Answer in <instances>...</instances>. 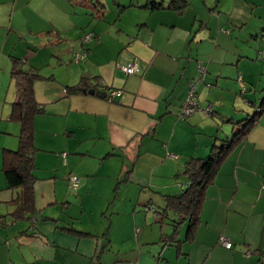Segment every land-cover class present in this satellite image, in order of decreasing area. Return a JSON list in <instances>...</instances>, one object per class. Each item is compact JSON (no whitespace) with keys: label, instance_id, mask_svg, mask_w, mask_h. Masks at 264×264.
Masks as SVG:
<instances>
[{"label":"crops","instance_id":"0c3cea01","mask_svg":"<svg viewBox=\"0 0 264 264\" xmlns=\"http://www.w3.org/2000/svg\"><path fill=\"white\" fill-rule=\"evenodd\" d=\"M98 1L104 6L100 19L79 9V0H0V57L7 56V46L21 44L65 46L66 52H57L62 57L86 52L73 67L71 86L38 83L50 92L41 98L35 85L44 108L35 118V210L17 219L20 189L1 179L0 264H264L256 252L264 251V111L206 189L194 240L184 241L186 224L172 236L171 213L160 219L140 212L154 203L162 213L163 196L180 191L174 178L187 182L185 162L206 157L264 102V0H189L184 13L168 8L172 0H132L118 5L109 28L101 25L109 21ZM152 2L164 8L151 9ZM93 19L97 24L91 25ZM27 56L21 58H34ZM2 60L12 69V60ZM130 63L137 70L125 75L120 68ZM200 63L207 71L197 97L211 112L183 120ZM79 85L122 94L110 101L64 93ZM2 130L0 142L1 133L14 134ZM73 175L79 179L75 192ZM113 209H130L131 216L106 222L103 215ZM123 243L128 251L121 252Z\"/></svg>","mask_w":264,"mask_h":264},{"label":"trees","instance_id":"16d2710c","mask_svg":"<svg viewBox=\"0 0 264 264\" xmlns=\"http://www.w3.org/2000/svg\"><path fill=\"white\" fill-rule=\"evenodd\" d=\"M68 1L76 2L77 0H68ZM189 5H190L189 0H172L168 8L173 9L178 13H184L185 10L189 7ZM92 6L96 12V14H93L92 16L96 19L103 18L104 13H102V15H99L100 7L104 8L103 4L97 0V2H94ZM150 8L161 9L164 8V6H162L161 3L152 2L150 4ZM11 58H12L11 77L15 82V98L14 101H12L11 103V113L9 115L8 120L16 122L20 125V131L18 134L19 146L18 149L16 150L13 149L3 150L2 170L8 188L20 189L19 199L17 203V210L14 216L17 219L19 218L25 219L27 218L26 217L27 212H32L35 210L34 183L36 181V177L34 176V171L36 169L35 156L38 152V149L35 144V118L38 114L44 112V108L40 105V103L36 98L35 85H36V81L42 78V75H40L38 70L33 67L26 68L25 67L26 61L23 60L21 57L12 56ZM73 61L76 62L75 55L73 57ZM199 67H205L207 71V67L203 63L199 64L198 70ZM199 73L201 76L197 82H193L195 83V85H197L198 82H201L206 75L205 73L203 77V74L200 71ZM239 81L243 83L241 76L239 77ZM66 89L68 93H80L83 90L81 85L68 87ZM195 93L197 97L196 89H195ZM197 101L200 104L198 97H197ZM263 107H264V102L258 108L257 112L254 115H251L246 119L237 122L236 125H239L240 128L237 129L231 137L222 141V143L214 144L211 147L209 154L206 157L203 158L191 157L185 162L184 170L182 174L186 178L187 182L181 183L180 191H178L176 194H169L163 196L165 201V207L162 213L161 211H159L158 207L154 203H148L145 206L146 211L149 209V206L155 207V212L152 213L156 218L161 219L162 218L161 214L166 216L167 213H172L173 216H175V218H173L172 220L173 223L172 236L173 235L178 236L180 233L181 226L186 224L187 227H186V235L184 241L194 240L196 231L201 221L200 219L201 207L205 200L206 189L208 188V186L214 183L215 176L222 162L224 161L225 157L235 148L238 142H240L242 139L246 137L247 133L257 123L258 119L260 118V116L264 111ZM199 112H205V110L204 111L195 110L190 115L181 119L188 120L194 114ZM182 113H183V107L181 110L180 117L182 116ZM205 113L210 114V112H205ZM31 218L32 217L30 216L28 219ZM80 234L86 235L85 233L82 232H80ZM221 237H224L227 240H229L225 236H221ZM229 241L231 242V247L227 249H232L233 242L231 240ZM178 247L180 248L179 244ZM256 252L258 253V255L264 256L263 250H257Z\"/></svg>","mask_w":264,"mask_h":264},{"label":"rangeland","instance_id":"374dc122","mask_svg":"<svg viewBox=\"0 0 264 264\" xmlns=\"http://www.w3.org/2000/svg\"><path fill=\"white\" fill-rule=\"evenodd\" d=\"M105 6H106V19L109 22L101 21V25L106 26V28L112 27L111 25L115 24V21L118 18V5L120 3H123L124 5L129 6L132 0H101ZM80 5L78 6L79 9H81L84 12H87L90 16L93 14H96L95 9L93 8L94 2H97V0H93L92 3L87 7L84 6L81 0H79ZM203 2V0H202ZM129 11L125 13V17L129 16ZM104 20V19H103ZM98 21H95L94 19L91 21V25L97 24ZM37 49L34 48H28V46H23L22 44L19 46H7V56L3 55L0 57V63H2V58H6L10 61L11 63V58L8 57L9 53H13L12 55H15L17 57H23L27 59V52H30L34 58H31L26 62L25 67L26 68H31V67H36L38 68V72L40 75H42V78L36 81V86L38 91L39 97L47 96L50 94L49 91H46L44 89V85H38L40 84H49V85H54L56 87L57 83H60L61 85H69L71 86L72 84H67L69 83L68 81L70 79H73L75 77V72H74V66H79V63L74 62L73 58L68 56L69 54H65L64 57L58 56V51L59 48L60 50H63V53L65 51V46H36ZM66 52V51H65ZM62 53V54H63ZM29 55V54H28ZM61 58V59H59ZM86 73H81V76H85ZM242 84L239 82V85L242 89ZM39 86V88H38ZM36 88V87H35ZM246 88V87H245ZM15 98V82L13 81L11 77V68H5V66H1L0 64V127L2 126V131H11V133L14 134H4L5 132L1 133L2 138H1V145H2V150H0V182L1 179L4 178V173L2 171L3 167V147H9V144L12 143V146H10V149H18L19 146V139H18V134L20 131V125L18 123L13 122V121H8L9 115L11 113V103L14 101ZM37 98V95H36ZM204 108V107H203ZM50 110V109H48ZM15 125V128H11L9 126ZM8 145V146H7ZM12 147V148H11ZM108 162V161H107ZM106 163V162H104ZM182 178H174V182H178V188L181 187L182 183ZM3 180V179H2ZM144 198V196H143ZM95 202H92V208H95ZM146 204H143L141 206L140 212H146L147 214L152 216V212L147 210L146 211ZM105 210H107L105 208ZM124 212L121 213H115V210H111L106 212L107 214L104 217V220L106 222H110L111 218H119L116 219V222H120L121 220L128 221V218H130L131 213L128 212L131 211L130 209H124ZM72 213H78V208L77 207H72L70 209ZM173 216V214H170ZM79 222V221H78ZM112 233L115 232L116 226H112ZM116 247V246H115ZM123 249H121V252L128 251L129 249V244L128 243H123L121 246H119ZM119 247H116L117 249H120Z\"/></svg>","mask_w":264,"mask_h":264},{"label":"built area","instance_id":"2783aa9c","mask_svg":"<svg viewBox=\"0 0 264 264\" xmlns=\"http://www.w3.org/2000/svg\"><path fill=\"white\" fill-rule=\"evenodd\" d=\"M91 37H92V33L86 35L85 41L90 40ZM85 57H86V52H78V53L75 54V61L76 62H80ZM120 69L125 75H132V74H134L136 72L137 65H136V63H130V64H127V65L121 66ZM199 71L203 74V77H204V75L206 73L205 67H199ZM195 89H196L195 83H193V82L190 83L189 84L188 94H187L186 100H185V102L183 104V113H182L181 118H184V117L190 115L195 110H200V111L201 110L202 111L205 110V112H211L210 108H206V109L203 110L201 105L198 103L197 97H196V93H195ZM245 89L246 88H245L244 84H242V90H245ZM106 92H107L106 98L108 100H110V101L114 100L115 97H118V96H120L122 94V91L114 90V89H110V90H108ZM64 93H67V89H64ZM63 156L65 157V154H63ZM70 183H71L70 184L71 191L75 192L76 189L79 186L78 177H76L74 175L71 176L70 177ZM262 188L264 190V181H263V184H262ZM148 210L151 211V212H155V207L154 206H149ZM33 222H35V220H33ZM220 242L226 248H230L231 247V242L229 240H227L226 238H224V237L220 238Z\"/></svg>","mask_w":264,"mask_h":264},{"label":"water","instance_id":"95a60500","mask_svg":"<svg viewBox=\"0 0 264 264\" xmlns=\"http://www.w3.org/2000/svg\"><path fill=\"white\" fill-rule=\"evenodd\" d=\"M82 92L85 93V94H90V95H98L101 98H106V96H107V92L105 90L101 91V92H98L95 89H86V88H84L82 90Z\"/></svg>","mask_w":264,"mask_h":264}]
</instances>
